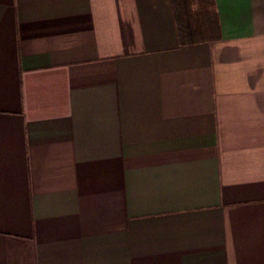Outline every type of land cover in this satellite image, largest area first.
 <instances>
[{"label": "crops", "instance_id": "obj_1", "mask_svg": "<svg viewBox=\"0 0 264 264\" xmlns=\"http://www.w3.org/2000/svg\"><path fill=\"white\" fill-rule=\"evenodd\" d=\"M0 264H264V0H0Z\"/></svg>", "mask_w": 264, "mask_h": 264}]
</instances>
